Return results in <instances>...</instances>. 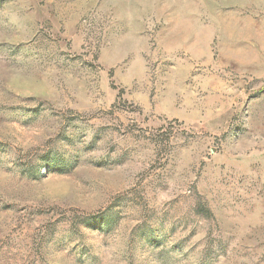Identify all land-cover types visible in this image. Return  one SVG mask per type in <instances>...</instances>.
I'll list each match as a JSON object with an SVG mask.
<instances>
[{
	"label": "rangeland",
	"instance_id": "obj_1",
	"mask_svg": "<svg viewBox=\"0 0 264 264\" xmlns=\"http://www.w3.org/2000/svg\"><path fill=\"white\" fill-rule=\"evenodd\" d=\"M0 264H264V0H0Z\"/></svg>",
	"mask_w": 264,
	"mask_h": 264
}]
</instances>
